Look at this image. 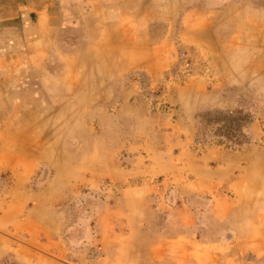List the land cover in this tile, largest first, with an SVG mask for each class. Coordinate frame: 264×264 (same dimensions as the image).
<instances>
[{"label": "rangeland", "instance_id": "rangeland-1", "mask_svg": "<svg viewBox=\"0 0 264 264\" xmlns=\"http://www.w3.org/2000/svg\"><path fill=\"white\" fill-rule=\"evenodd\" d=\"M0 264H264V0H0Z\"/></svg>", "mask_w": 264, "mask_h": 264}]
</instances>
